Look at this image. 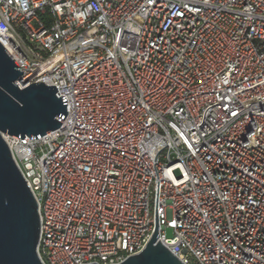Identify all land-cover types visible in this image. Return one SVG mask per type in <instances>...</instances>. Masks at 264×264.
I'll return each instance as SVG.
<instances>
[{"label":"built area","instance_id":"built-area-1","mask_svg":"<svg viewBox=\"0 0 264 264\" xmlns=\"http://www.w3.org/2000/svg\"><path fill=\"white\" fill-rule=\"evenodd\" d=\"M0 43L68 104L3 133L43 264L121 263L157 224L184 264H264V0H0Z\"/></svg>","mask_w":264,"mask_h":264},{"label":"water","instance_id":"water-1","mask_svg":"<svg viewBox=\"0 0 264 264\" xmlns=\"http://www.w3.org/2000/svg\"><path fill=\"white\" fill-rule=\"evenodd\" d=\"M25 72L0 43V264H43L38 254L39 206L16 164L3 133L39 138L61 126L67 99L56 84L18 85ZM159 226L138 254L118 264H184L162 243ZM90 264H97L96 262Z\"/></svg>","mask_w":264,"mask_h":264},{"label":"rangeland","instance_id":"rangeland-1","mask_svg":"<svg viewBox=\"0 0 264 264\" xmlns=\"http://www.w3.org/2000/svg\"><path fill=\"white\" fill-rule=\"evenodd\" d=\"M168 234H169V235H172V231H171V230H168Z\"/></svg>","mask_w":264,"mask_h":264}]
</instances>
